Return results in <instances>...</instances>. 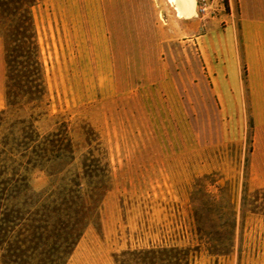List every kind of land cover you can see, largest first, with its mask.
I'll return each instance as SVG.
<instances>
[{
    "label": "rangeland",
    "instance_id": "374dc122",
    "mask_svg": "<svg viewBox=\"0 0 264 264\" xmlns=\"http://www.w3.org/2000/svg\"><path fill=\"white\" fill-rule=\"evenodd\" d=\"M30 11L47 99L7 107L0 36L2 132L27 121L44 137L65 123L76 160L50 165L54 178L31 172V187L79 177L88 205L91 191L103 189L67 264H264V215L242 208L246 192L264 189V149L250 112L244 130L243 119L225 114L190 41L205 22L179 19L169 0H35ZM91 148L102 165L92 170L99 178L87 179ZM230 197L233 229L209 212Z\"/></svg>",
    "mask_w": 264,
    "mask_h": 264
},
{
    "label": "trees",
    "instance_id": "16d2710c",
    "mask_svg": "<svg viewBox=\"0 0 264 264\" xmlns=\"http://www.w3.org/2000/svg\"><path fill=\"white\" fill-rule=\"evenodd\" d=\"M34 2L0 0V36L6 43L8 108L42 104L47 99L45 68L30 11ZM3 123L0 117L1 262L67 264L93 222L103 189L97 187L91 191L92 205L83 202L79 177L76 181L62 179L63 183L56 189L51 186L35 191L30 184L31 172L39 170L54 178L57 175L50 171V165L76 160L68 127L63 123L57 132L43 137L31 122L19 121L7 133L2 132ZM87 143L91 147L98 144L95 132L87 134ZM100 165L102 158L96 157L91 148L82 161L84 177L99 178L92 170ZM66 180L69 183H65ZM261 200H264V189L253 195L246 192L243 213L264 215V207L259 205ZM226 204L218 211L208 207L209 212L220 214L222 221L233 229L237 213L231 197ZM195 220L198 225L203 222L198 213Z\"/></svg>",
    "mask_w": 264,
    "mask_h": 264
},
{
    "label": "crops",
    "instance_id": "0c3cea01",
    "mask_svg": "<svg viewBox=\"0 0 264 264\" xmlns=\"http://www.w3.org/2000/svg\"><path fill=\"white\" fill-rule=\"evenodd\" d=\"M228 3L221 19L199 17L207 29L190 41L199 47L225 114L243 119L244 130L250 112L256 143L264 149V0Z\"/></svg>",
    "mask_w": 264,
    "mask_h": 264
},
{
    "label": "built area",
    "instance_id": "2783aa9c",
    "mask_svg": "<svg viewBox=\"0 0 264 264\" xmlns=\"http://www.w3.org/2000/svg\"><path fill=\"white\" fill-rule=\"evenodd\" d=\"M228 0H197V16L206 19L217 18L222 13H227Z\"/></svg>",
    "mask_w": 264,
    "mask_h": 264
},
{
    "label": "bare ground",
    "instance_id": "6f19581e",
    "mask_svg": "<svg viewBox=\"0 0 264 264\" xmlns=\"http://www.w3.org/2000/svg\"><path fill=\"white\" fill-rule=\"evenodd\" d=\"M176 10L177 17L191 20L197 17V0H169Z\"/></svg>",
    "mask_w": 264,
    "mask_h": 264
}]
</instances>
